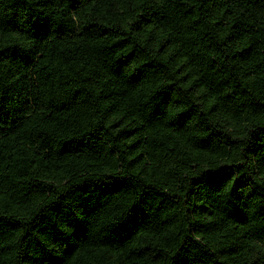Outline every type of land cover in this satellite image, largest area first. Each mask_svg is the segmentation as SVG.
Listing matches in <instances>:
<instances>
[{"label":"trees","instance_id":"obj_1","mask_svg":"<svg viewBox=\"0 0 264 264\" xmlns=\"http://www.w3.org/2000/svg\"><path fill=\"white\" fill-rule=\"evenodd\" d=\"M0 264H264V0H0Z\"/></svg>","mask_w":264,"mask_h":264}]
</instances>
